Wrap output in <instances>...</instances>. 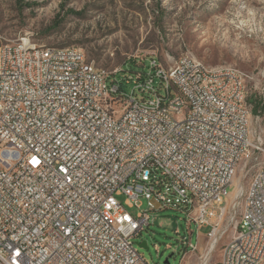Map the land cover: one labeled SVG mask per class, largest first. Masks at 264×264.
Instances as JSON below:
<instances>
[{
    "label": "built area",
    "instance_id": "1",
    "mask_svg": "<svg viewBox=\"0 0 264 264\" xmlns=\"http://www.w3.org/2000/svg\"><path fill=\"white\" fill-rule=\"evenodd\" d=\"M28 40L0 48V264H150L134 243L149 210L125 206L141 198L186 213L184 254L198 264L229 232L220 264H264V135L247 73L188 53L92 73L76 46ZM181 102L189 121L172 123ZM239 173L248 182L228 205ZM193 222L210 227L206 246Z\"/></svg>",
    "mask_w": 264,
    "mask_h": 264
},
{
    "label": "rangeland",
    "instance_id": "2",
    "mask_svg": "<svg viewBox=\"0 0 264 264\" xmlns=\"http://www.w3.org/2000/svg\"><path fill=\"white\" fill-rule=\"evenodd\" d=\"M25 35L47 46L81 47L88 60L110 72L147 70L148 62L139 65L135 56L145 61L156 55L164 63L183 53L210 67L239 68L249 75L252 126L264 135V0H0V48ZM126 85L131 91L132 82ZM239 175L246 185L249 177ZM118 198L125 204V195ZM138 204L125 206L133 214L149 210L151 224L134 243L150 264L199 263L198 252L184 254L185 212L153 209L146 198ZM190 229L194 243L208 244L210 227L193 222ZM230 236L221 239L208 264H220Z\"/></svg>",
    "mask_w": 264,
    "mask_h": 264
},
{
    "label": "bare ground",
    "instance_id": "3",
    "mask_svg": "<svg viewBox=\"0 0 264 264\" xmlns=\"http://www.w3.org/2000/svg\"><path fill=\"white\" fill-rule=\"evenodd\" d=\"M28 40V47H36V42L29 36H27ZM76 50L79 52H85L81 47H76ZM81 63H89V60L87 59L86 55H81ZM156 64L157 65H164V63L156 57ZM207 66L206 64H204ZM229 69H238L235 67L227 66ZM217 69H225V66H219ZM92 73H99V68L96 65H92ZM225 94H233V85H226L225 86ZM178 96L180 98H187V89L185 87H178ZM190 118V109L188 108V102H181V108H179V113H176L175 115H170V122L172 123H181L189 121ZM237 187L235 190H233L229 194V203L231 204L232 199L236 196L240 185H241V176H237L235 180Z\"/></svg>",
    "mask_w": 264,
    "mask_h": 264
},
{
    "label": "trees",
    "instance_id": "4",
    "mask_svg": "<svg viewBox=\"0 0 264 264\" xmlns=\"http://www.w3.org/2000/svg\"><path fill=\"white\" fill-rule=\"evenodd\" d=\"M69 12H70V13H73V14H78V15L81 14V13L76 12V11H74V10H70ZM135 71H137V70H135ZM135 71H132V72H135ZM184 251H186V249H185Z\"/></svg>",
    "mask_w": 264,
    "mask_h": 264
},
{
    "label": "water",
    "instance_id": "5",
    "mask_svg": "<svg viewBox=\"0 0 264 264\" xmlns=\"http://www.w3.org/2000/svg\"><path fill=\"white\" fill-rule=\"evenodd\" d=\"M169 262V260H168V258L165 260V263H168Z\"/></svg>",
    "mask_w": 264,
    "mask_h": 264
},
{
    "label": "snow or ice",
    "instance_id": "6",
    "mask_svg": "<svg viewBox=\"0 0 264 264\" xmlns=\"http://www.w3.org/2000/svg\"><path fill=\"white\" fill-rule=\"evenodd\" d=\"M34 162H38V161H34Z\"/></svg>",
    "mask_w": 264,
    "mask_h": 264
}]
</instances>
